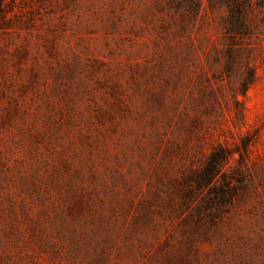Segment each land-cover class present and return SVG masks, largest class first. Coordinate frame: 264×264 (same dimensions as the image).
<instances>
[{"label":"rangeland","instance_id":"374dc122","mask_svg":"<svg viewBox=\"0 0 264 264\" xmlns=\"http://www.w3.org/2000/svg\"><path fill=\"white\" fill-rule=\"evenodd\" d=\"M247 2L0 0V264H264V0Z\"/></svg>","mask_w":264,"mask_h":264},{"label":"trees","instance_id":"16d2710c","mask_svg":"<svg viewBox=\"0 0 264 264\" xmlns=\"http://www.w3.org/2000/svg\"><path fill=\"white\" fill-rule=\"evenodd\" d=\"M240 1H242V3H240ZM247 1L249 0H206L210 8L216 5L226 6L232 16H236L237 14L241 13V10L243 12L245 8H249ZM202 5H203V0H192V6H193L192 10L200 9ZM0 15H2L1 5H0ZM3 22H4L3 24L7 26V20ZM236 28L237 27H235L234 25H231L228 31L231 32L235 31ZM250 77H252L251 74L249 75V79L246 80V82L244 83V85L246 86L245 88H247L252 82V79H250ZM225 158H226V152L223 149H219L218 152L212 153L210 155V160L208 161V164L203 168V170H201L197 174H192L188 176V178L186 179V183L189 186L188 187L189 191L186 195L187 202L184 205L185 207L188 206L189 204L188 202L190 201V198H192L194 193L204 189L211 181V177L214 176V174L218 173L217 169L222 166V163L225 160ZM215 202L216 204H221L222 200L220 198H217L215 199ZM208 206H210L209 202H206L205 207Z\"/></svg>","mask_w":264,"mask_h":264}]
</instances>
